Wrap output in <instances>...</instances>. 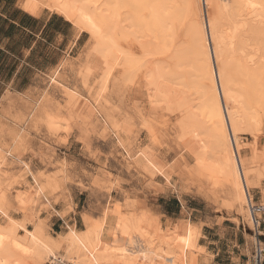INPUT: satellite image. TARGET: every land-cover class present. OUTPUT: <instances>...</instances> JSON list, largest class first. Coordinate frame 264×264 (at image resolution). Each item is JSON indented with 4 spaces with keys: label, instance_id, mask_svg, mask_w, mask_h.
<instances>
[{
    "label": "rangeland",
    "instance_id": "rangeland-1",
    "mask_svg": "<svg viewBox=\"0 0 264 264\" xmlns=\"http://www.w3.org/2000/svg\"><path fill=\"white\" fill-rule=\"evenodd\" d=\"M125 14L122 10L118 18ZM144 31H140L142 37ZM246 32L250 37L251 31ZM182 34L183 31L179 37ZM141 35L135 34L139 40L148 38ZM131 36H117L120 47L131 55L129 58H135L132 57L130 64L122 59V63L115 65L117 59L110 52L104 53L107 62L102 63L96 57L90 62L88 56L94 41L85 31L75 45L71 42L64 51L54 48L41 57L43 50L39 48L31 57H17L14 61L18 63V73L0 75V98L5 92L14 95L10 106L0 102V119L9 122V126L0 124V190L11 197L8 213L24 220L28 229L38 224L45 234L54 237L67 231L66 225L51 229L48 219L56 212L64 221L75 219L78 230L90 225L101 233L119 216L131 219L147 213L165 229L183 216L194 221L202 218L213 227L211 232L222 225L237 232V238L241 234L253 243L255 238L262 241L264 175L251 173L249 177L252 201L261 207L260 211L254 210L251 223L233 199L231 179L224 172H218L219 147L212 133L213 124L207 112L201 110L204 108L203 90L198 89L201 85L195 82L192 65L186 61L181 67L188 75L183 74V79L190 84L184 86L170 75L163 76V92L157 95L149 88L145 71L160 63L163 69H169L172 58L155 53L146 56L149 64L144 65L140 41ZM260 38L263 40L264 33ZM263 43L257 41L256 45ZM147 45H151L149 41ZM247 45L246 58L251 55L250 46H255ZM261 54L253 58L251 68L257 67L263 75L264 56ZM52 75L67 87L93 99L101 114L93 116L74 97L52 85L49 80ZM103 77L105 83L101 86ZM173 82L181 84V88ZM172 87L180 92L174 95ZM259 88L249 87L248 92L239 90L244 98L243 111L249 114L247 121L259 129L264 143V88ZM164 93L170 96L169 101L163 98ZM21 103L25 104L26 113L19 112ZM187 104L195 117L194 126L201 130L195 138L190 136L189 141L180 135ZM105 119L110 127L103 126ZM244 127L242 125L241 129L245 130ZM247 129L238 132L246 148L252 141ZM116 131L123 146L115 138ZM141 150L156 158L168 176L154 174L144 165ZM16 192L23 193L26 204L16 201ZM5 223V216L0 213V225Z\"/></svg>",
    "mask_w": 264,
    "mask_h": 264
},
{
    "label": "bare ground",
    "instance_id": "bare-ground-1",
    "mask_svg": "<svg viewBox=\"0 0 264 264\" xmlns=\"http://www.w3.org/2000/svg\"><path fill=\"white\" fill-rule=\"evenodd\" d=\"M99 2L100 0H24L21 4L23 10L31 12V15L38 14L42 6L48 7L71 20L79 31L88 32L94 41V48L88 56L90 62L94 57L100 59L102 63L107 62L104 53L110 52L117 59L115 65L122 63V59H125L124 63H132L134 56L129 58L131 55L120 47L117 36L132 35L137 38L135 34L139 33L140 36L144 30L148 31V34L144 31L143 35L148 37L147 39L142 35L141 38L144 40L137 38L142 47L141 57L145 59L143 64L148 63L149 57L146 56L155 53L164 54V57L169 55L172 58L169 69H163L161 63H158L159 66H149L145 71L144 78L146 77L149 88L151 87L157 95L161 96L163 92V76L170 75L178 84L184 83V86L190 84L189 80L183 79L182 75L186 73H183L181 67L186 61L187 64L192 65V71L196 75L194 81L200 83L201 86L196 85L200 86L198 89L203 90L204 108H200L207 112L213 124L212 133L219 147L221 161L217 165L218 172H224L229 176L234 191L233 199L253 223L254 210L260 211L261 207L253 203L248 181L251 173L257 176L264 175V143L261 142L259 129L252 127L247 121L249 114L243 111L244 98L242 99L243 93L239 89L248 92L249 87L264 88L262 70H258L257 67L256 70L251 68L255 56L260 55L261 52L264 56V46H261L264 43L256 45L257 41L259 43L264 41V38L263 40L260 38L264 33V0H103ZM122 10L126 14L118 18ZM247 30L251 31L250 37L247 35ZM182 31L183 36L179 37ZM148 41L150 46L147 45ZM247 43L255 46H250L251 55L248 54L246 58ZM103 78L101 86L105 83V77ZM49 80L52 85L62 88L77 102L88 108L93 116L101 114L93 99L91 101L82 93L67 87L53 75ZM181 84L178 85L179 88ZM171 89L174 95L177 91L180 92L175 87ZM13 97L12 93L5 92L0 102L4 101L10 106L14 103ZM169 97L164 93L163 98L169 101ZM180 100L178 105H182ZM177 104L175 105L178 107ZM20 106L22 107L18 108L19 112L26 113L23 107L25 104L21 103ZM187 107L188 104L183 110L187 113L183 114L185 116L183 119L186 121L180 126L182 129L180 135L186 139L190 136L195 138L201 131L194 126V114L190 106L188 110ZM106 120H103V126L110 124ZM0 124L9 126L7 119L1 118ZM242 125H245V130L241 129ZM246 129L252 136L247 148L241 143L238 134L239 130L246 131ZM115 138L121 143L117 131ZM122 148L126 151L125 147ZM139 154L145 162L144 165H148L154 174H165L162 164L156 158L142 150ZM1 161L2 156H0V164ZM15 196L16 201L26 204L23 193L16 192ZM10 198L7 192L0 190V213L6 219L5 225H0V264H45L51 257H61L76 264H199L197 257L204 249L198 242L201 225L185 216L166 229L155 217L147 213L137 214L131 219L119 216L111 222L104 233L90 225L78 230L74 224H68L64 234L54 237L45 234L38 224L28 229L24 220L13 218L8 213Z\"/></svg>",
    "mask_w": 264,
    "mask_h": 264
},
{
    "label": "crops",
    "instance_id": "crops-1",
    "mask_svg": "<svg viewBox=\"0 0 264 264\" xmlns=\"http://www.w3.org/2000/svg\"><path fill=\"white\" fill-rule=\"evenodd\" d=\"M23 2L24 0H0V75L4 72L18 73L19 66L17 61H14L17 57H31L39 48L43 50L41 57L50 54L54 48L64 51L71 42L75 45L85 32L79 31L63 14L64 17L45 6H42L38 14L31 15V12L23 10ZM8 69H11L10 72L6 71ZM177 200L183 208L181 201ZM62 213L64 212L61 211ZM53 218L56 220L52 221ZM188 219L201 225L198 242L204 249L197 257L199 264L252 263L254 243L251 239L243 238L241 234L237 238V232L234 233L222 225L218 226L215 232H211L213 227L202 218L196 221L190 217ZM48 220L51 229L62 228L64 225L67 227L68 224H74L76 228L75 219L64 221L59 212L51 214ZM261 224L260 232L264 245V218Z\"/></svg>",
    "mask_w": 264,
    "mask_h": 264
},
{
    "label": "built area",
    "instance_id": "built-area-1",
    "mask_svg": "<svg viewBox=\"0 0 264 264\" xmlns=\"http://www.w3.org/2000/svg\"><path fill=\"white\" fill-rule=\"evenodd\" d=\"M252 263L251 264H264V245L258 238H255L252 251ZM45 264H76L72 261L65 260L61 257H51L45 262Z\"/></svg>",
    "mask_w": 264,
    "mask_h": 264
}]
</instances>
